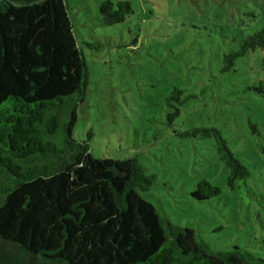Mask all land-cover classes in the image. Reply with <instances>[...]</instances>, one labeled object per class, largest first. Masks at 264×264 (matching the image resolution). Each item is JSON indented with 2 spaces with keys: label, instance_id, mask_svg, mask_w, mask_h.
<instances>
[{
  "label": "trees",
  "instance_id": "obj_1",
  "mask_svg": "<svg viewBox=\"0 0 264 264\" xmlns=\"http://www.w3.org/2000/svg\"><path fill=\"white\" fill-rule=\"evenodd\" d=\"M132 12L127 0L98 4L107 26ZM255 49L264 50V28L222 56L221 72ZM260 72L250 89L264 95V57ZM88 83L63 0H0V264H264L245 247L221 249L172 223L143 198L155 177L135 157L95 158L90 131L73 138ZM182 95L173 88L165 98L169 124L191 98ZM182 136L212 139L228 189L247 186L251 171L219 130ZM218 194L201 179L191 197Z\"/></svg>",
  "mask_w": 264,
  "mask_h": 264
},
{
  "label": "rangeland",
  "instance_id": "obj_2",
  "mask_svg": "<svg viewBox=\"0 0 264 264\" xmlns=\"http://www.w3.org/2000/svg\"><path fill=\"white\" fill-rule=\"evenodd\" d=\"M63 1L89 71L73 138L90 131L95 158L135 157L155 177L143 198L172 223L264 259V95L250 89L261 80L264 50L221 72L222 56L264 28V0H127L132 14L111 26L101 22L102 0ZM173 88L191 98L169 124L165 98ZM210 127L251 171L239 194L226 186L213 140L182 136ZM201 179L219 194L193 199Z\"/></svg>",
  "mask_w": 264,
  "mask_h": 264
}]
</instances>
